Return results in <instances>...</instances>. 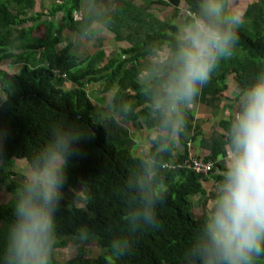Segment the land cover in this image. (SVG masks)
I'll list each match as a JSON object with an SVG mask.
<instances>
[{"label":"trees","instance_id":"trees-1","mask_svg":"<svg viewBox=\"0 0 264 264\" xmlns=\"http://www.w3.org/2000/svg\"><path fill=\"white\" fill-rule=\"evenodd\" d=\"M82 1L57 0L46 12L43 8L36 9V0H0V64L8 61L12 66H20L16 73L0 70V132L7 134L2 161L16 157L25 159L30 166L33 155L47 144L53 126L94 133V138L81 139L77 145L80 155L69 159L62 204L56 213L52 264H57L58 250L73 245L78 246V254L66 264H183L185 249L210 212L209 208L196 206L203 197L211 200L215 197V193L205 189V182L209 177L218 182L221 179L215 172L217 166L221 167L218 151L205 159L212 162L208 174L191 166L188 145L203 134L194 114L185 109V127L179 139L187 149L171 163L169 159L177 147L174 142L158 159L157 187L164 197L156 209L159 226L131 233L124 219L125 181L139 170L145 156L135 153L128 132L120 129L109 134L95 115L97 106L87 91L88 85L102 82L104 92L115 94L117 103L125 101L132 105V113L122 121L154 130L145 95L151 85L142 82L140 76L151 72L146 66L153 48L171 50L178 25L164 22L158 26L156 22L153 28L146 22L147 29L144 32L139 29V33L129 25L128 42L116 37L119 43L126 42L117 56L105 60L106 53L101 51L82 61L75 52V42L67 41L64 33L69 29L85 35L99 17V7L105 0H90L88 15L78 19ZM155 2L177 8L183 5L190 13L196 6L195 0H152L149 4ZM227 11L237 9L230 6ZM241 16L239 41L232 57L219 63L194 102L216 106L229 75H234V82L241 89L264 72V0L248 3ZM57 80H69L76 88L66 89ZM220 137L224 136L203 139V147L218 148ZM154 139L150 140V152ZM24 180V175L14 171L0 176V183L9 194L0 203V251L14 219L16 190ZM70 189L86 191V206L65 197L64 193ZM118 237L127 240L130 251L117 255L111 250L110 242ZM93 240L102 250L97 257L88 256L85 248ZM257 264H264V257Z\"/></svg>","mask_w":264,"mask_h":264},{"label":"clouds","instance_id":"clouds-1","mask_svg":"<svg viewBox=\"0 0 264 264\" xmlns=\"http://www.w3.org/2000/svg\"><path fill=\"white\" fill-rule=\"evenodd\" d=\"M191 15L180 24L171 50L153 48L148 65L147 110L154 121L153 151L125 181L124 217L128 231L157 228L158 159L185 127V109L198 97L222 60L232 57L241 17L227 11V0H195ZM109 23L106 18L105 26ZM111 120L118 124L133 111L125 101L108 100ZM94 133L53 126L47 144L37 151L16 190L13 221L0 251V264H52L56 213L62 204L69 159ZM7 134L0 132V161ZM227 163L216 186L213 206L185 249L183 264H257L264 257V72L238 91L229 122ZM87 235L86 232L82 233ZM117 255L130 251L127 240L110 242Z\"/></svg>","mask_w":264,"mask_h":264},{"label":"rangeland","instance_id":"rangeland-1","mask_svg":"<svg viewBox=\"0 0 264 264\" xmlns=\"http://www.w3.org/2000/svg\"><path fill=\"white\" fill-rule=\"evenodd\" d=\"M36 1V9L43 8L47 12L51 5L57 0ZM150 1L152 0H105L101 7H99V11H101L99 12V17H97L96 22L90 26L89 31L85 33V35H81L79 32L73 33L69 31V29H66L64 36L67 41L71 40L75 42V52L79 55L80 60L85 61L88 56L95 57L101 51L106 53L107 58L105 60H107L111 57L117 56V54L121 52L122 47L126 46V42L119 43L116 37L121 36L125 39L124 41L128 42L127 38L131 36L128 35L127 32V28H131L129 25L132 26L133 31L139 33V29L140 31L142 29L143 32L144 29H147V27H145L146 22L150 23L153 28H156V22H158V26L162 25L161 23L164 22L179 26L191 15V13L186 10L183 5L177 8L174 6H167L165 3L161 2L149 4ZM254 1L257 0H227V8L230 6L236 8V13H238L242 18L241 11L245 9L248 3H252ZM82 2V10L76 15L78 19H81L84 15H88L92 6V2L90 0H83ZM106 18L109 19V23L105 26ZM152 21H155V24L152 23ZM64 45H66V43H64ZM86 64L87 63H85L84 66ZM104 64L105 63H103V65ZM19 68V65L12 66L8 61L0 64V70L11 73H16ZM147 77L151 78L152 74H145L143 76L144 79ZM57 84L64 86L66 89L76 88V85L69 80H57ZM234 84L235 86L237 85L236 82H234ZM103 89L104 86L102 82L92 83L87 86V91L89 92V95H91L90 97L94 99L97 106L95 115H97L99 120L106 125L108 132H110L109 134L113 135L117 132V130H120L121 125L110 121L112 112L109 110L108 104L106 105V95L103 94ZM225 91H223V96H225ZM102 94L103 96L101 97ZM117 120H119V117H117ZM137 126L138 125L132 126L125 124L124 129L135 133L134 145L136 148L138 147V152L146 151V147L148 145L146 142L143 144V139L136 135L138 134L136 130ZM139 128L143 132L145 131L144 126L140 125ZM28 168L29 164H27L25 159L12 157L6 161H0V176H2V174L6 171H14L25 176ZM64 195L68 200L76 203L77 205L86 206L85 190L82 192H76L75 190L70 189L65 192ZM8 198L9 194L7 193L5 187L0 183V203L6 201ZM85 248L87 249L88 256L90 257H97L102 253V250L94 240L87 243ZM77 254V245L60 249L57 252V264H66L69 260L76 257Z\"/></svg>","mask_w":264,"mask_h":264},{"label":"crops","instance_id":"crops-1","mask_svg":"<svg viewBox=\"0 0 264 264\" xmlns=\"http://www.w3.org/2000/svg\"><path fill=\"white\" fill-rule=\"evenodd\" d=\"M111 58H113V57H111ZM111 58H109V59H111ZM145 74L150 75V74H152V72H148V71L143 72L142 75L140 76V80L146 84L151 85V82L148 80H150L152 77L151 78L147 77L144 79L143 76ZM225 84H226L225 96H223V93L219 95V99L216 101L217 102L216 106H214V104L213 105L207 104V103L204 104V103H201L197 100V102H194L190 106L186 107L187 110H190V112L192 114H194L196 120L199 122V124L201 126V130H202V134H203L201 137L197 138V140L195 142L189 143V145H188L189 156L192 155L193 157H197L198 159L205 160L207 157H209L211 155V153L218 151L217 160L221 164V167L217 166L215 172L220 174V175L222 173V170L225 169V166L227 163L226 157H227L228 145H227V139L226 138L228 136V128H229V124L223 125L221 122H223V121L230 122V120L234 117L236 104L238 102V91L240 89V87L238 85L235 86V84H234V75H229L228 78H226ZM103 94L106 95L105 99L108 102V100L112 96V94H110L109 92H106V93L103 92ZM103 94L101 95V97L103 96ZM199 96H200V94L197 97L198 99H199ZM93 101H94V99H93ZM107 104L108 103H106V105ZM110 121H112V120H110ZM118 124L121 125L120 129L122 131L129 133V137H131V139H132L131 144L133 145L135 152L138 155H142V156L146 157V154H148L150 152V148H151L150 140L155 137L154 136V130H145L143 132L139 128V126L141 125L140 123H133V122L127 123V122L122 121V119H120V117H119V123ZM125 124H129L132 126L138 125L136 128L138 134H136V135L138 137H141V139H143V144H144V142H146V144L148 145L146 147L147 148L146 151L138 152V147L136 148V146L134 145L135 133L132 131H128V130L124 129ZM139 132H142V133H139ZM110 135H112V134H110ZM212 136H224V137L218 138V143H217L218 148H213L212 146H208V147L204 146L203 147V145H202L203 139L209 140V139H211ZM175 145L177 146L176 150L174 151L173 156L169 159V161L171 163H173L175 160H177L179 158V154H181L182 152H184L187 149L185 146H183L179 137L176 139ZM140 147H142V146H140ZM217 184H218L217 180H215L212 177H209L208 180L205 182V189L207 191L215 193ZM211 199L212 198H210L208 196L203 197V199L200 200V202H198L199 205L197 204L196 208L199 209V206H201L203 210H205L207 208H209L211 210V208L213 206V201H214Z\"/></svg>","mask_w":264,"mask_h":264},{"label":"built area","instance_id":"built-area-1","mask_svg":"<svg viewBox=\"0 0 264 264\" xmlns=\"http://www.w3.org/2000/svg\"><path fill=\"white\" fill-rule=\"evenodd\" d=\"M190 162L191 166L194 169L201 171L204 174H208L212 167V162L198 159L197 157H193L192 155H190Z\"/></svg>","mask_w":264,"mask_h":264}]
</instances>
